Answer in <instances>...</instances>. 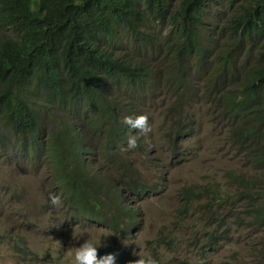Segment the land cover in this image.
<instances>
[{
    "label": "trees",
    "instance_id": "1",
    "mask_svg": "<svg viewBox=\"0 0 264 264\" xmlns=\"http://www.w3.org/2000/svg\"><path fill=\"white\" fill-rule=\"evenodd\" d=\"M164 89L177 103L167 133L172 157L193 132L182 108L202 100L251 168L226 172V187L181 189V215L191 217L197 205V223L212 230L201 255L241 228L264 230V0H0V135L16 138L0 137V151L44 155L74 217L120 238L136 229V201L148 187L120 159L136 132L123 118ZM99 154L119 179L90 161ZM106 254L120 264L137 259L125 246L98 248ZM255 263L264 264V238Z\"/></svg>",
    "mask_w": 264,
    "mask_h": 264
},
{
    "label": "rangeland",
    "instance_id": "2",
    "mask_svg": "<svg viewBox=\"0 0 264 264\" xmlns=\"http://www.w3.org/2000/svg\"><path fill=\"white\" fill-rule=\"evenodd\" d=\"M167 67L163 66L164 72ZM175 101L164 89L152 103H142L138 115L148 116L152 130L146 135L136 130L132 134L137 136V147L120 153V159L130 164L139 181L148 187L145 197L136 201V229L125 238L74 217L62 199L58 207L50 204L49 193H58L44 155L34 161L21 149L19 153L16 149L4 154L0 151V264H70V250L85 239L99 241L104 247L125 246L137 259L138 252L150 254L159 264H258L256 248L264 238L262 229L241 228L234 241H222L216 249L209 248L205 256L198 250L204 232L212 230L197 223V205L191 217L181 215V189L194 184L218 183L226 187V172H250L251 168L233 148L227 123L218 120L212 105L199 103L202 100L182 108L181 118H187L193 132L182 143L181 156L172 157L173 146L167 133L175 129L169 121ZM0 137L9 143L16 139L5 132ZM98 142L93 134L88 138L94 149ZM89 159L98 169L116 179L121 177L114 165L102 160L101 154ZM166 239L171 243H163ZM21 248H28L32 254H19Z\"/></svg>",
    "mask_w": 264,
    "mask_h": 264
},
{
    "label": "clouds",
    "instance_id": "3",
    "mask_svg": "<svg viewBox=\"0 0 264 264\" xmlns=\"http://www.w3.org/2000/svg\"><path fill=\"white\" fill-rule=\"evenodd\" d=\"M123 122L131 129L137 130V133L147 134L151 132V126L148 123V116L140 114L135 117L125 116ZM137 147V136L135 134L129 135L127 138L126 147L122 150L135 149ZM49 202L53 207H58L62 204L60 195L49 193ZM101 242L93 241L92 239H85L78 246L70 250V264H115V254H106L104 256L98 255V247ZM138 259L131 261L130 264H159V261L152 255H144L140 252L136 253Z\"/></svg>",
    "mask_w": 264,
    "mask_h": 264
}]
</instances>
